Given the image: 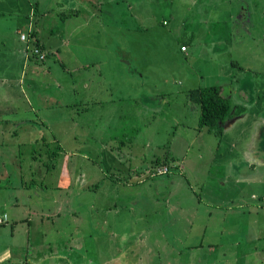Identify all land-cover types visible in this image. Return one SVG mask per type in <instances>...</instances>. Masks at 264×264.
<instances>
[{
    "label": "rangeland",
    "instance_id": "rangeland-1",
    "mask_svg": "<svg viewBox=\"0 0 264 264\" xmlns=\"http://www.w3.org/2000/svg\"><path fill=\"white\" fill-rule=\"evenodd\" d=\"M263 65L264 0H0L2 133L31 137L0 175L31 177L39 212L56 195L38 230L57 264H264ZM211 86L233 114L218 134L189 95Z\"/></svg>",
    "mask_w": 264,
    "mask_h": 264
},
{
    "label": "crops",
    "instance_id": "crops-1",
    "mask_svg": "<svg viewBox=\"0 0 264 264\" xmlns=\"http://www.w3.org/2000/svg\"><path fill=\"white\" fill-rule=\"evenodd\" d=\"M39 4L38 2L34 3L36 8L38 7ZM57 5L61 6V3L58 2ZM43 45L44 47H46L45 44ZM58 55H60V57L62 58V55L57 52V56ZM69 58H71L70 55H69ZM79 65H81V63L78 61L77 57L74 56L73 63L72 65H70L69 70L71 72H75V74H78L77 72H78ZM80 81L81 80L77 82H80ZM73 86H75L74 82H71L69 84L68 83H58V84L56 83L55 85L51 86L52 87L51 91L53 90L56 91L57 87L60 90L65 91V89L67 88H70V89L74 88ZM92 87H93V84L91 86L84 85L83 87H80V90L78 89L80 91L79 95L82 93H85L86 95H88V89H91ZM38 93L41 94V92H38ZM90 94L92 93H89V95ZM251 94H250L251 101H253V97H252L253 94L252 95ZM72 96L74 97V92ZM49 103H52V101L48 100V104ZM53 103H57V99H55ZM64 104L66 106L72 105L70 103H64ZM51 105L54 106L53 104ZM41 108H42V104H41ZM50 109H54V108L51 107ZM27 114L31 115L32 117L33 115H35V113L32 110L24 113L23 115H27ZM43 116H45L44 122H48V121L51 122L50 124H48L49 127L51 128L57 127V115H55L54 111L52 113L43 114ZM21 122H23L22 124L23 126L27 127L29 130H32L34 132H35V127L38 126L37 124H33V122H31V119L29 118H23ZM44 122H42L41 124L43 125V127L47 128V130L50 132L49 127L47 125H44L46 124ZM3 125L5 127H7L8 125L12 126L13 128L16 127L15 124L12 125L10 123L0 124V129L2 130L0 131V153L2 154L1 157L3 156V158L5 159V162L0 164V169L7 168V159L11 157V154L10 155L6 154V152H9V151L4 152V150L6 149L3 147L5 145H7L8 147L12 143H14L15 144L14 145L15 148L13 149L14 150L13 153L15 155L14 159L17 160V168L19 167L18 170H19V174L21 175L22 167L18 163L17 156L19 155V151L21 150L20 147H23L24 145L23 140H28L31 137H27L26 139H22V141H20L18 139V136L13 135L14 133L10 132V130H6L4 133H2L4 129ZM9 136H10V139L8 138ZM43 141H45V138H43ZM30 143L38 144L39 140L35 138L34 141ZM56 145H57V142H56ZM43 147H45V145H43ZM55 169L56 168H53V170ZM31 174L32 173L29 172L28 176ZM28 179L30 180L28 181ZM31 181H32L31 177H28V178L20 177L15 187L12 188V187H9L11 185V180H10V173L7 171V169L3 172V174L0 175V220L2 222L0 224V264H57V254L53 253L52 248H49L51 246V243L50 242L46 243L47 241L46 231L43 230L44 228H41L42 230L40 229V231L38 230L39 225L41 227L45 223L48 224L49 219L57 217V197L56 195L50 196L48 194L45 195L43 193L41 198L45 196L52 197V198H55V201H53V205H52L53 208L45 207V209H43L42 212H39L37 210V205H36L37 200L39 199V196H38L39 193L37 192L31 193V191L33 190H29L30 188H28L29 184L34 183L33 181L32 182ZM53 183H55L56 188H57V177L53 178ZM60 183L64 185H69V181L67 179L60 181ZM34 190L37 191L38 189H34ZM10 193H13L14 197H12L10 201H8ZM33 199H35L36 201L35 203H33ZM6 221L8 223H6ZM52 223L55 224V220ZM38 232L42 234V236L40 237L45 236V241L39 244L36 241L34 242V239H38L36 237V234ZM45 246H48L47 252L41 249V248H44ZM63 256L64 255L61 254V257L59 258L63 260ZM49 260H51L52 263L51 262L47 263V261ZM64 260H68V259L65 258Z\"/></svg>",
    "mask_w": 264,
    "mask_h": 264
},
{
    "label": "trees",
    "instance_id": "trees-1",
    "mask_svg": "<svg viewBox=\"0 0 264 264\" xmlns=\"http://www.w3.org/2000/svg\"><path fill=\"white\" fill-rule=\"evenodd\" d=\"M37 46L44 49L39 42ZM189 95L191 102L199 108L200 128H204L209 133H222L223 125L231 120L233 114H231V102L222 96L221 87L200 88L192 90ZM238 112H245V108L237 106L234 115Z\"/></svg>",
    "mask_w": 264,
    "mask_h": 264
},
{
    "label": "built area",
    "instance_id": "built-area-1",
    "mask_svg": "<svg viewBox=\"0 0 264 264\" xmlns=\"http://www.w3.org/2000/svg\"><path fill=\"white\" fill-rule=\"evenodd\" d=\"M22 38L21 39H24L23 36H21ZM182 51L185 50L184 47L181 48ZM31 55H28V58H31V59H35V60H39V61H42L45 59V54H43V52H40L39 50L37 49H33L31 50ZM168 173V169L166 167H163V168H159L156 170V175L160 176V175H164ZM1 223V221H0Z\"/></svg>",
    "mask_w": 264,
    "mask_h": 264
},
{
    "label": "flooded vegetation",
    "instance_id": "flooded-vegetation-1",
    "mask_svg": "<svg viewBox=\"0 0 264 264\" xmlns=\"http://www.w3.org/2000/svg\"><path fill=\"white\" fill-rule=\"evenodd\" d=\"M262 135L264 136V134L262 133Z\"/></svg>",
    "mask_w": 264,
    "mask_h": 264
}]
</instances>
